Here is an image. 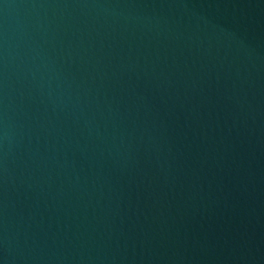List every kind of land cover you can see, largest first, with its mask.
I'll return each mask as SVG.
<instances>
[{
	"label": "water",
	"instance_id": "1",
	"mask_svg": "<svg viewBox=\"0 0 264 264\" xmlns=\"http://www.w3.org/2000/svg\"><path fill=\"white\" fill-rule=\"evenodd\" d=\"M0 264H264V0H0Z\"/></svg>",
	"mask_w": 264,
	"mask_h": 264
}]
</instances>
